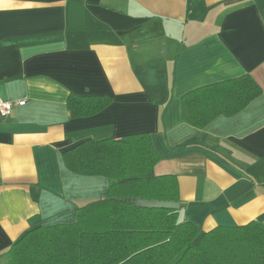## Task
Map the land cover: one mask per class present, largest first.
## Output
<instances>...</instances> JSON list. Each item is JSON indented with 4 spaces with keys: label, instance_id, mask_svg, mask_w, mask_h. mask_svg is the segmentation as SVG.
<instances>
[{
    "label": "crops",
    "instance_id": "1",
    "mask_svg": "<svg viewBox=\"0 0 264 264\" xmlns=\"http://www.w3.org/2000/svg\"><path fill=\"white\" fill-rule=\"evenodd\" d=\"M246 74L262 90L247 107L184 122L186 94ZM72 95L113 103L75 118ZM0 99L24 102L0 116V253L108 192L67 150L136 134L177 179L181 221L264 225V0H0Z\"/></svg>",
    "mask_w": 264,
    "mask_h": 264
},
{
    "label": "trees",
    "instance_id": "2",
    "mask_svg": "<svg viewBox=\"0 0 264 264\" xmlns=\"http://www.w3.org/2000/svg\"><path fill=\"white\" fill-rule=\"evenodd\" d=\"M261 93L250 74L203 87L182 98V118L203 128ZM112 103L108 96L72 95L68 107L73 117L87 118ZM64 161L75 174L107 178L108 192L79 207L73 223L25 232L0 253V264H264V225L258 222L202 232L180 220V209L135 206L136 199L180 203L177 179L155 174L160 157L149 135L87 140L67 150Z\"/></svg>",
    "mask_w": 264,
    "mask_h": 264
},
{
    "label": "water",
    "instance_id": "3",
    "mask_svg": "<svg viewBox=\"0 0 264 264\" xmlns=\"http://www.w3.org/2000/svg\"><path fill=\"white\" fill-rule=\"evenodd\" d=\"M127 202H132L127 199ZM136 207L149 208V209H168V210H179L180 203L177 202H165V201H150L143 199H136L134 201Z\"/></svg>",
    "mask_w": 264,
    "mask_h": 264
},
{
    "label": "built area",
    "instance_id": "4",
    "mask_svg": "<svg viewBox=\"0 0 264 264\" xmlns=\"http://www.w3.org/2000/svg\"><path fill=\"white\" fill-rule=\"evenodd\" d=\"M24 102H12V101H5L0 99V116L5 117L8 116L13 108L17 105H23Z\"/></svg>",
    "mask_w": 264,
    "mask_h": 264
}]
</instances>
